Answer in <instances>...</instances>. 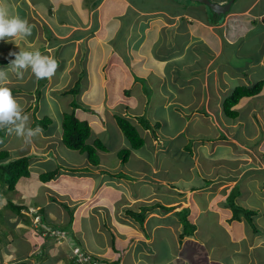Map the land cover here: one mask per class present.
Masks as SVG:
<instances>
[{
    "label": "rangeland",
    "instance_id": "1",
    "mask_svg": "<svg viewBox=\"0 0 264 264\" xmlns=\"http://www.w3.org/2000/svg\"><path fill=\"white\" fill-rule=\"evenodd\" d=\"M183 1H187L188 4L194 7L203 5L190 0ZM245 2V0H241L236 6L242 7ZM248 4L250 2H246L245 6ZM252 4H256L255 0ZM99 5L100 9L96 10L97 7L95 9L97 14L95 11L93 13L95 14V21L101 18L99 23L102 24L103 28L99 27L98 33L105 38L100 39V37H97L96 43L95 39H90L81 44L78 58H83V64L80 63L81 66H88L87 63H89V69L84 66L81 67L83 69L82 80L77 83L80 86L75 97L68 94L58 96L56 93L57 90L55 88H58L59 69L62 68V61L57 60V58H55L57 68L51 77L37 79L31 69H28L33 88L31 87V90L29 89L30 91L25 92L24 95H15V91L19 87L15 82L21 79V76H19L20 74L16 75L17 73L11 70L10 62L8 63L6 60L14 59V56L3 51L11 47L13 52H19L21 49L28 50L29 47L23 42L19 43V48H15L13 43L7 41L0 44V53H2L0 59L3 56H9V58L6 56L1 62L2 65H0V69L6 71L8 76L4 86L11 89L14 98L22 108V114L27 115L28 120L25 123V128L40 129L36 135L28 138L18 135L14 130L10 131L5 128V135L0 141V149L9 151L8 160L17 159L21 156H28L30 159V176L20 178L13 191H8L6 185L0 182V207L2 208L5 205L4 210H6L4 214L0 215L3 221L1 224L0 220V238H2L0 241V264H9V262L10 264L19 262H29V264H32V262L33 264H67L68 259L71 260L73 258L72 253L75 254V251H77L75 246H84L87 251L85 253L82 250L84 256L89 259L91 254H94L104 264H111L109 262L119 259L120 262L118 264H121L125 255L129 258L128 260L132 261V264H138L140 259L142 260V254L144 253L137 248V241H139V244L140 242H143L142 244L146 243L147 248L152 249L150 245H153V239L149 238L150 232L152 229L158 230L165 223V237H168V239H170L169 237H174V240H170L173 252L175 251L176 253L178 251L180 254H190V259L196 264H207V258L212 260L213 264H226L228 251L236 246L235 242L229 239L228 230L223 223L224 214L227 212L221 210L210 211L207 208H209L211 202L220 205V201L227 195L228 189L237 182L235 179H227V176L229 177L231 174L219 180V187L216 188L217 192L213 193L214 196L211 200L205 197L204 192L196 194L201 210L207 211V213L198 214L199 218H193L199 225L197 233H203V241L190 240L193 239V235H185L180 239L177 233L181 232L182 226L181 229L180 227L174 228L175 222L168 218L170 214L172 215L179 208L164 211L159 207L152 209L149 207L145 211L142 225L128 214V210L133 209L139 212L141 210L139 208L140 205L146 204L147 206L156 201H160L165 204L164 206L169 207L175 204L181 205L184 203L183 199L176 203L173 202L177 198L173 193L176 192L175 189L169 188V194L172 196L169 201L163 199L166 196L164 194H167L165 191L167 187L165 189L161 188L163 186H159L158 183H165L166 180L160 179L172 180L193 173L205 176L207 180L204 177L201 180H204L205 184L209 185L211 183L208 178L211 176L215 179L213 174L219 172L217 170L224 171L222 167H230V163L234 164L233 170L237 174L250 173L246 177L247 179L243 180V185L248 182V179L251 182L257 179V182H253L256 189H254V184L251 185L245 197L250 203H257L256 210L261 209L259 204L264 198V125H262L264 123V97L259 94L252 98L241 100L240 104H243L240 106L239 111L241 110L242 118L236 124L231 121L225 124L227 121L224 116H221L223 114L222 107L218 110L220 116L216 117L217 111L205 106L208 100H212V96L204 94V97H202L201 90L199 94H196L197 88L201 85L199 80L202 76L199 75L200 72L193 70L198 68V66H201L198 71H204L205 69L204 65L199 64L193 68H187L185 72L179 70V77L187 76L182 77L183 79L178 78L179 83H185L183 87L179 85L178 91L183 93V95L179 96V99L182 102L186 101L185 99L192 94L194 98L192 105H194V111L197 114L190 113L189 116L193 117V120H190L187 114L183 112V116L187 117H180V120H178L177 117L171 116L172 111H167L166 113L164 109L157 106L159 104H156L160 102V105L164 106L165 103L167 107L169 106L167 103L178 105L175 100H172L174 95H176L174 91H172L173 93L170 96L168 88L162 85L163 80L159 79L158 64L152 59L149 51L143 45L128 44L125 25L122 28L123 32L121 31L120 33V28H118L121 26L120 23L129 21L123 8L122 0H102ZM257 10H264V0H258L257 4L253 5L251 13H256ZM198 13L202 14L200 11ZM251 15L254 16L253 14ZM121 18H123V21H121ZM248 19L247 23L249 26L245 25L242 31H240L239 22L235 18L228 24L230 28L237 32L240 40L238 47L241 50V56L239 59L236 57L233 63L240 66V73H242L241 76L232 78V84L229 83V87L233 84L246 85L248 78H250L249 83L251 84L260 78H264V31H260L259 28L262 23L256 20L255 24H252V18ZM115 27L117 32L114 31ZM110 29H112L113 34L109 32ZM79 35L78 39H83L87 34L83 35V32H80ZM68 47L66 45L65 49ZM108 49L112 53L105 55ZM126 49L127 53H121L126 51ZM42 51H40L42 55L53 59L51 55ZM61 51L62 47L58 49V53L61 54ZM128 53L129 55H127ZM133 54L139 55L138 58L140 59L133 61L134 70L138 66H144L145 63L147 69L148 67L151 68L149 73L143 74L144 76H141L139 80H135L132 63L130 65L131 59H137ZM106 56H109V61L106 68L102 70L98 66V62L100 61V64H104ZM258 57H261L262 62L254 65ZM212 61L213 58H211ZM218 62H221V60ZM91 64H96V66L93 67ZM77 65H79L78 62H76L75 66ZM261 65L262 67L258 68ZM191 71L193 73H190ZM21 74H25L24 70H22ZM104 75L105 79H103ZM75 81L77 80H74V83ZM7 82L8 85H6ZM74 83H72V78H70L69 74L68 82L62 85L60 90L69 89L73 87ZM35 89L40 90L39 96L35 94L37 93ZM218 95L221 97L222 106L226 95L221 92ZM262 95H264V88ZM167 97H171L168 102L165 100ZM73 99L79 105L75 110L76 114L79 118L87 120L91 126V135L87 142L92 143V140L98 136L109 149L107 152L99 151L100 161L98 166H91L88 163L86 154L69 149L61 142L62 114L69 110V103ZM32 104L36 107L38 106L34 118L47 116L52 119L47 129L33 127L34 119L31 110H29ZM202 105L205 106V114L200 111ZM116 114L130 118L144 137V145L137 150H131V154L125 164L121 163L117 156V151L125 147L127 142L116 124ZM165 114L170 115L172 121L182 123L189 120V124L186 123L185 128L182 126V129L178 132L172 131L174 134L164 133L162 129L165 131L172 130V128L166 127L167 117ZM141 116L145 117L147 121L149 120V124L158 122L159 132L163 137L158 136V131L153 135L148 130L143 129L138 124V118ZM151 120L154 122L152 123ZM218 120H221L223 124ZM246 123L250 124V134L245 131L244 126ZM228 128L235 130L236 134L234 135L233 130L227 131ZM219 130L223 132L220 131V133ZM220 134L225 138H232L230 143L225 146L214 144V148L209 147V150L201 146H198V150L195 149L197 147V139L209 137L210 142L213 143L217 140L216 137L220 138ZM165 144L168 150L163 148ZM188 146L191 152H188ZM216 146L222 148L223 152L220 151L219 153L222 152L220 157L225 158V160L218 161L216 159L217 162L213 163V159L217 155L212 153V151L216 149ZM229 151H232V153ZM206 155L208 156L207 159H205ZM200 157L203 160L205 159V165L198 168V164H203ZM58 166L63 168L60 170L61 173L54 179L45 183L39 179L40 173L56 169ZM64 168H73L77 171L70 172L69 170H64ZM110 172L121 176L111 178L108 174ZM245 186L247 187V185ZM236 190L233 189V193ZM218 195L220 196L216 198ZM25 196L29 198L25 199ZM159 197L161 200L155 199ZM8 200L16 205L24 204V211L19 214L16 213L7 206ZM120 202L123 204L122 207L118 206ZM28 206L29 209L27 208ZM36 213L40 217L39 220L33 215ZM178 213H181L180 210ZM261 213L264 214V207ZM42 216L45 217V220L41 219ZM198 219H200L199 222ZM48 222L51 224L50 228L53 227L57 230L52 229L46 234L40 233L42 228L48 227ZM39 223L43 226L42 228H39ZM232 226L234 231L239 232V236L246 235L245 244L252 238L249 232L250 227L246 222L241 221L240 224V222L234 221ZM257 227L259 230V226ZM261 232L264 234V228ZM112 234L113 237L111 236ZM44 236H49V240L44 239ZM74 239H78V242L74 241ZM43 243L45 244L44 246H42ZM100 243L103 247L105 245V249L102 251L95 248ZM162 244L158 246V254L160 250L166 249L165 246H161ZM112 246H114L116 252L112 250ZM172 246L167 252L172 253ZM40 247L44 249L46 247V252H43V256ZM261 247H264V244L262 242L257 243V249ZM3 250L4 252L1 253ZM261 250L263 249L255 251ZM7 251L11 252V256L8 259H6L5 255ZM126 252L128 253L126 254ZM36 255L40 256V260H37ZM157 256L154 255V258H157ZM180 256L178 255V258ZM124 264L129 263L125 262ZM258 264H264V259H261Z\"/></svg>",
    "mask_w": 264,
    "mask_h": 264
},
{
    "label": "crops",
    "instance_id": "2",
    "mask_svg": "<svg viewBox=\"0 0 264 264\" xmlns=\"http://www.w3.org/2000/svg\"><path fill=\"white\" fill-rule=\"evenodd\" d=\"M101 1L102 0H41V1L0 0V5L7 7L10 15H18L21 18L25 19L27 23L32 26V35L28 36L25 40L19 41L18 43L13 42L15 48H19V43L23 42L26 44L27 47H29L28 50H38L39 52L43 50L42 52H46L45 54L51 55V57H53L54 60L55 58H57V60L62 61V65H61L62 68L59 69L60 74L58 75V81H57L58 88H55V90H57L56 93H59L61 86L65 85V83L68 82L69 74H70V78H72V83H74V80H79V81L82 80V70H83L81 68L82 66L89 69V63L86 62L88 66L86 65L81 66L80 63L83 64V58L82 57L78 58L81 44L85 43V41L90 39H95V43H96L97 37H100V39L105 38L102 36V34L100 35L98 33L99 27L103 28V26H101L102 24L99 23V21H101V18L95 21L94 18L95 14L93 13L96 7H97L96 10L100 9L99 4H101ZM149 1L150 3H148ZM213 1L224 3L227 2L228 0H213ZM245 1L250 2V4L245 6L246 4L245 2V4L242 7H239L236 6V3H232L230 10L224 15L222 22L218 21L216 23L209 24L207 23V21L212 19L210 17V14H212V17H216V18H220L221 16H214V14L210 12L208 8L202 4H201L202 6L199 5V7L196 6L194 7L193 5L188 4L187 1L184 2L183 0H122L123 8L125 9L124 11L125 14H127V18L129 19V21L127 22L125 20L126 22L120 23L121 26L118 27L120 28V33L122 31L123 26L125 25L126 27L125 30L127 32L126 38L128 44L132 43L135 46L143 45V47L147 48V51H149V54L152 56V59L161 67L160 70L163 80L162 85L168 88L169 90L168 92L170 93V96L173 93L172 91H174V93L176 94V95L173 94L174 97L172 100H175L178 105H171V103H167V105L169 104V106L167 107L165 106L164 103L165 107L160 104L157 105L158 107L160 106L162 109H164L166 113L167 111L169 112L172 111V114L170 113L171 116L177 117L178 120H180L179 119L180 117H184L183 112L187 114L190 120H193V117L189 116V114L192 112H193L192 114L194 113L197 114L196 111H194L195 109L194 105H192L193 104L192 102H194L193 101L194 98L192 97L191 94L190 96L191 98L187 97L185 99L186 101L183 102L180 101L179 96L183 95V93H181V91H178L179 85L183 87L185 83L184 82L179 83L178 78L187 77V76L179 77L180 75L179 70L185 72L187 68L190 67L193 68L200 64L205 66L204 71H198L200 69L199 67L201 66H198V68L193 70V71H197L198 73L200 72L199 75L202 76V78L199 80L201 85L199 88H197L196 94H199L201 90L202 97H204V94L211 95L212 100L211 101L208 100V103L205 104V106H209L210 109H214L215 111H217L216 117L220 116V114H218L219 112L218 110L222 106H221V97H219L218 94L221 92L222 94H225L227 96L231 92L232 88L236 85L233 84L231 85V87H229L230 86L229 83L232 84V80H233L232 78L242 75V73H240L241 72L240 66L235 65L233 63L236 57L239 59L241 56V50L238 47V44H240V40L237 32H235L232 28H230L228 24L235 18L239 22L238 26L241 29L240 31H242L245 25H248L247 23V21L249 20L248 18L250 19L252 18V20L255 21L258 20L262 23L259 28L260 31L262 32L264 31V29H262L264 28V23H263L264 10L261 11L257 10L256 13L253 12L251 13V11L253 10V5L255 6L258 0H255L256 4H252L254 0H245ZM199 11L202 12V14L198 13ZM249 13L253 14L254 16H252ZM201 16H203V18H201ZM242 18L245 19L242 20ZM121 19H122L121 21H123V18ZM114 31L117 32L116 27L114 28ZM80 32H83V35L85 34L87 35L83 39H78V37L75 36L79 35ZM109 32L112 33V29H110ZM83 35L81 36L83 37ZM6 40H13V38H6ZM6 40H0V44H2V42H6ZM66 45L69 47L65 49ZM97 46L100 48L99 45ZM61 47H62V51L61 54H59L58 49H61ZM33 48H38V49H33ZM3 52H5L6 54H10L13 52V49L9 47L8 49H5ZM106 52L105 55L112 53V51H110L109 49ZM121 53H127V49L126 51ZM1 54L2 53H0V55ZM127 55H129V53ZM6 56L7 58H9L8 55ZM6 56H3L0 59V65H2L1 62H3ZM109 56H106V60L104 64H100V61L98 62V66H100V69L102 68V70H104L106 68L107 62L109 61ZM211 58H213L212 62H211ZM6 60L9 63L12 59L10 58ZM137 60L140 59L139 58L131 59L130 65L132 63V68L134 65L133 61H137ZM220 60L221 62H218ZM76 62H78L79 65L75 66ZM260 62H262L261 57L260 58L258 57V60L254 63V65H258V63ZM91 66L94 67L96 66V64L95 65L91 64ZM259 67H262V65L258 66V68ZM193 71H191L190 73H193ZM24 73L25 74H20V75L16 74L21 76V79H19L15 83H17L18 86L22 84L23 85L29 84V89H30V81H32V79L30 77V74L28 73V69L24 70ZM103 79H105V75L103 76ZM259 80H264V78H260ZM247 81H250V78H248ZM6 85H8V82L6 83ZM29 91L30 90H25L22 88L21 91L16 90L15 95L16 94L24 95L25 92H29ZM170 98L171 97H167V99H165L166 102H168ZM205 106L204 105L201 106L200 111L202 114H205L204 111ZM165 115L167 117L166 127L172 128V130L165 131L162 129L164 133L174 134L173 132H178L180 129H182V126H184L185 128L186 123L189 124V120L188 121L186 120L182 123L180 122L181 123L180 124L178 121H172L170 115L168 114ZM221 116L224 115L222 114ZM225 119L227 121V122L225 121L226 122L225 124H228V121L230 120H228L227 118ZM218 121L223 124L221 120ZM232 128H228L227 131H231L234 129ZM220 131L221 130H219V132ZM233 132L235 135L236 131L233 130ZM206 138L209 137H204V139L203 137H201L200 139H197V147L195 149L198 150V146H201L209 150V147L214 148V144L217 146L219 145L225 146L228 143H230L231 141L230 139H232L230 137L227 139H220L219 137H216L217 140L211 143L210 138L209 140H206ZM233 140L235 139L233 138ZM217 146L216 149L212 151V153H215V155H217V157L213 159L214 160L213 163H216L217 160L218 161L225 160V158L220 157L222 156V152H223L221 150L222 148H219ZM163 148L168 150L166 144L164 145ZM220 151L222 152L219 153ZM229 152L232 153V151ZM207 158L208 156L206 155L205 159ZM200 159L203 161V164H198L197 166L198 168H201V166L203 167L205 165V159L203 160L202 157H200ZM234 167H235L234 164L230 163V167H225V166L222 167L224 171L217 170L219 172L213 174L215 175V179L211 176L208 178V180H210L211 183L209 185L205 184L204 180H201V178L203 177L204 179H206L205 176L203 175L199 176L193 173L191 175H187L182 178H176L172 180L160 179V180H166V182L165 183L160 182L158 183V185L163 186L161 188L164 189L167 187V189H165L167 194H164L166 196L163 198L167 201H169L170 197H172L171 194H169L170 193L169 188L176 190V192L173 193L177 198L173 200V202L176 203L177 201L183 199L184 203L181 205L175 204L172 207H174L175 209L179 208L178 211L179 210L180 212L182 211L181 213L183 212L187 213L188 218H190V220L193 221V223L196 225V229L192 234L194 237L193 239L190 240L195 239L194 241L196 240L203 241V233L202 232L201 234L197 233L199 225L198 223L195 222V220H193V218L198 217V214L205 212L201 210V207L198 205V201H197L198 198L196 194L200 192H204L205 197L211 200L212 197L214 196L213 193L217 192L216 188L219 187L218 185L219 180L223 179L228 174H231L229 175V177L227 176V179L229 180L235 179L237 180V182L234 185H232L230 189H228L229 191H227V195L224 196L223 200L220 201V205H217V203L213 204L211 202L209 208L207 209H210V211L221 210L223 212H227L224 214L223 223L225 224L226 229L228 230L229 239H232L233 242H235L236 246H234L230 251H228L229 252L227 255L228 260L226 264H258V262L261 261V259H264L263 257L264 247L259 248V249H263L261 251H255V250H259L257 249V243L262 242V244H264V234L263 232H261L262 229L264 228L262 227V225H264V214L261 213L263 212L264 198L262 200L260 199L261 202L259 204V207L261 209L256 210L255 207L257 203L256 204H253L252 202L250 203L249 201H247L245 195L247 190L250 188V186L254 184L253 182H257V179L256 181L253 182H251L250 179H248V182L244 183L243 185V180L247 179L246 177H248L250 173L245 172L244 174L241 175L237 174V172L233 170ZM232 172L234 173L232 174ZM245 185H247V187ZM233 189H237L235 193H233ZM254 189H256L255 184H254ZM219 196L220 195H218L216 198H218ZM228 197H233V200L237 203V205L256 211V214L253 216V222L255 223L256 227L259 226V230H257V232H254L249 225L250 227L249 232L252 238L248 240L246 244L244 243V241L247 238L246 235L239 236V232L234 231V228L232 226L233 222L236 220H232V210L227 205ZM26 198L29 197L25 196V199ZM155 199L161 200L160 197ZM157 204L163 206L165 205L162 204L160 201H156L153 202L152 204H148L147 206L150 207V209H152L155 207H159L157 206ZM118 206L122 207L123 206L122 202H120ZM142 206H146V204L140 205L139 208H141ZM27 208L29 209V206ZM4 209H5V205L2 208L0 207V212L1 210H3L2 214H4V211H6ZM161 210L164 209L161 208ZM22 211H24V208L21 209L20 212L22 213ZM178 211H174L173 214L172 215L170 214L168 218L172 222H175L173 225L174 228L180 227L181 229L182 225L179 221L180 217L178 216ZM205 213H207V211ZM33 215L36 216L39 220L40 217L38 216L37 213ZM0 220L2 224L3 221L1 217ZM199 221L200 219H198V222ZM241 221L245 222V220H241ZM241 221H237V222H240L241 224ZM50 225L51 224L49 223L48 227L43 229L42 228L43 226H41V224L39 223L38 225L39 228H42V230H40V233L46 234L50 230H52L53 228L51 227L52 228L51 229L49 227ZM165 226L166 223L164 224V226H162L156 231L155 229H152L150 232L151 234L150 236L148 234L149 238L153 239L152 240L153 245H150L152 249H149V247L147 248L146 243L142 244L143 242L142 243L140 242L139 244V241H137L138 243L137 248L141 249L142 253H144L142 254L143 255L142 260L140 259V262H138V264H196L193 263V261L190 259V254L188 253L180 254L178 251L176 253L175 251L173 252V246L170 240H174V237H169L170 239H168V237H165L164 234V229H166ZM179 233L177 234L179 235ZM111 236L113 237V234ZM48 238L49 236H44V239L49 240ZM44 243L42 244V246L45 245ZM161 243H163L161 246H165L166 249L160 250V253L158 254V249H159L158 246ZM170 246H172L171 249L172 253L167 252L170 249ZM104 247L100 243V245L96 246L95 248L97 250L102 251L103 249H105ZM40 251L43 256L44 255L43 252L44 253L46 252V247L45 249L40 247ZM3 252L4 250L1 251V253ZM127 253L128 252H126V254ZM5 255H6V259H8L9 256H11V252L7 251L5 252ZM38 255H36V258L37 260H40V256ZM154 255H158L157 258H154ZM178 255L181 256L178 258ZM166 258L168 259L164 261ZM128 259L129 258L126 257L125 255V258L124 260H122L121 264H124L125 262L132 264V261ZM69 262L70 260L68 259L67 264H69ZM12 264H16V263H12ZM207 264H213V261L207 258Z\"/></svg>",
    "mask_w": 264,
    "mask_h": 264
},
{
    "label": "trees",
    "instance_id": "3",
    "mask_svg": "<svg viewBox=\"0 0 264 264\" xmlns=\"http://www.w3.org/2000/svg\"><path fill=\"white\" fill-rule=\"evenodd\" d=\"M240 0H234L233 3H238ZM207 9V8H206ZM210 17H212V14H210ZM224 15H221L220 18H214L212 17L211 20L207 21V23L212 24L216 23L218 21H223ZM214 19V20H213ZM252 24H255V20H252ZM75 37H80V35H77ZM74 37V38H75ZM77 39V38H76ZM135 57L137 58L138 55L136 54ZM146 65V63H145ZM140 66L137 67L134 70L133 75H135V80H139L141 76H144L143 74L149 73V69L146 68L147 66ZM159 67V79L162 80V74H161V67ZM244 71V70H243ZM246 76V74H244ZM79 80L75 81L73 87L65 90H60L57 95L64 96L66 94L72 95L75 97L79 90ZM138 84V83H137ZM32 87V82H30V90ZM29 90V84L28 85H19L18 91H21V89ZM33 88V87H32ZM264 88V81L263 80H257L253 82L252 84L248 83L246 85H235L231 92L225 97L223 103H222V111L225 118L230 120L233 124H236L239 119L242 118L240 106H242L243 103L240 104V101L245 98H252L256 95H262V90ZM37 93V96L40 95V90L35 89ZM164 100V99H163ZM162 100V101H163ZM161 101V102H162ZM156 104H160V102H157ZM78 102H76L75 99L71 100L69 103V110L63 112L62 114V121H61V142L69 149L76 150L79 153L86 154L88 163L91 166H98L100 161L99 151L107 152L109 151L108 147L102 142V140L97 136L92 140V143H88V139L91 135V126L89 122L85 119L79 118V116L76 114V108H78ZM32 115H33V127H41L43 129H47V127L51 124L52 119L50 117H43V118H34L35 113L37 111V107L35 105H31ZM28 110V109H27ZM116 124L123 133L125 140L127 142V145L123 148H120L117 151V156L120 159V162L125 164L131 154V150H137L141 148L144 145V137L142 134H140L138 127L135 125V123L125 115H115ZM151 119V118H150ZM152 121V120H151ZM149 120L147 121L145 117L143 116L138 118V124L143 127V129L148 130L153 135L156 134L158 131V136L163 137V135L159 132L158 122L152 121L153 124H149ZM264 125V123L262 124ZM245 131L247 134H250V124H245L244 126ZM157 129V130H156ZM6 129L0 128V141L2 140V137L5 135ZM106 132V131H105ZM105 134V133H104ZM204 139V137H203ZM220 139H227L222 134H220ZM206 140H209V138H206ZM188 152H191L190 147L188 146ZM9 158V151L6 149H0V182L4 183L7 187L8 191H13L15 189V186L17 184V181L22 177H29L30 176V159L28 156H21L17 159L8 160ZM61 168L63 167H57L56 169L42 172L39 174V179L45 183L49 182L52 179H54L59 173H61ZM64 170H69L70 172L77 171L73 168H64ZM103 172V171H101ZM111 178L119 177L120 174L117 173H108ZM227 205L232 210V220L241 221L245 220V222L250 225L252 230L254 232H257L258 228L255 226V223L253 222V216L256 214V211L244 208L242 206L237 205L233 201V197L227 198ZM7 206L10 207L12 210L17 212L18 214L21 213V209L25 207L24 204H14L12 201H7ZM160 208L164 210H170L174 209V207H166L160 204H157ZM66 207V205H65ZM148 206H142L139 212L128 210V214L140 225L144 222L145 217V211L148 209ZM40 210V209H39ZM182 212V211H181ZM3 210H1L0 215H2ZM72 216V214H71ZM178 216L180 217V223L182 225V230L179 233L180 239H182L185 235H192L194 230L196 229L195 224L188 218L187 213H178ZM42 220H45V217H41ZM50 222H48L47 225H49ZM53 228V227H52ZM51 228V229H52ZM45 229V227L43 228ZM53 230H57L53 228ZM51 231V230H50ZM64 232V230H62ZM61 231V232H62ZM2 238H0V241ZM78 242V239L76 240ZM112 241H114L112 239ZM80 242V241H79ZM83 246V245H82ZM84 251L87 253L86 249L83 247H80V251ZM112 250L116 252V249L114 246H112ZM90 264H104L101 259L98 258V256L91 254L90 258ZM120 260H114L112 262H109L111 264H118ZM16 264H28L26 262H19ZM69 264H80V262L76 261V257L71 258Z\"/></svg>",
    "mask_w": 264,
    "mask_h": 264
},
{
    "label": "clouds",
    "instance_id": "4",
    "mask_svg": "<svg viewBox=\"0 0 264 264\" xmlns=\"http://www.w3.org/2000/svg\"><path fill=\"white\" fill-rule=\"evenodd\" d=\"M31 35L32 26L25 19L18 15H10L8 8L0 5V40L13 38L6 41L18 43ZM10 55L14 56V59L10 61V68L17 74H21L22 70L31 69L37 79H44L51 77L57 68V62L54 59L42 55L38 50L21 49ZM7 78V72L0 69V128H8L18 135L30 138L40 129L25 128L28 117L22 114V108L14 98L11 89L4 86ZM75 248L80 249L78 246ZM72 256L74 257L73 253Z\"/></svg>",
    "mask_w": 264,
    "mask_h": 264
},
{
    "label": "water",
    "instance_id": "5",
    "mask_svg": "<svg viewBox=\"0 0 264 264\" xmlns=\"http://www.w3.org/2000/svg\"><path fill=\"white\" fill-rule=\"evenodd\" d=\"M205 5L214 16H221L230 10L234 0H228L224 3H219L213 0H190Z\"/></svg>",
    "mask_w": 264,
    "mask_h": 264
},
{
    "label": "built area",
    "instance_id": "6",
    "mask_svg": "<svg viewBox=\"0 0 264 264\" xmlns=\"http://www.w3.org/2000/svg\"><path fill=\"white\" fill-rule=\"evenodd\" d=\"M76 250L77 251H75V254H73L74 257H76V261L80 262V264H90V260L88 259V257L84 256L80 249L76 248Z\"/></svg>",
    "mask_w": 264,
    "mask_h": 264
},
{
    "label": "bare ground",
    "instance_id": "7",
    "mask_svg": "<svg viewBox=\"0 0 264 264\" xmlns=\"http://www.w3.org/2000/svg\"><path fill=\"white\" fill-rule=\"evenodd\" d=\"M225 14H226V13H225ZM225 14H224V15H225Z\"/></svg>",
    "mask_w": 264,
    "mask_h": 264
}]
</instances>
